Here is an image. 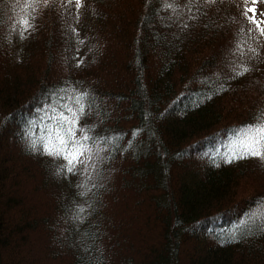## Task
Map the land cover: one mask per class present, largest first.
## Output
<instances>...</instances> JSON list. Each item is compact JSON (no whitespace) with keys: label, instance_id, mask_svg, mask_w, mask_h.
Returning a JSON list of instances; mask_svg holds the SVG:
<instances>
[{"label":"trees","instance_id":"obj_1","mask_svg":"<svg viewBox=\"0 0 264 264\" xmlns=\"http://www.w3.org/2000/svg\"><path fill=\"white\" fill-rule=\"evenodd\" d=\"M255 7L261 18L264 0ZM243 10L0 0V264H264V222L249 219L264 205V161L213 160L264 113V36H248ZM80 94L78 127L104 139L86 168L58 174L66 162L26 130L39 140L48 105L75 108Z\"/></svg>","mask_w":264,"mask_h":264},{"label":"snow or ice","instance_id":"obj_2","mask_svg":"<svg viewBox=\"0 0 264 264\" xmlns=\"http://www.w3.org/2000/svg\"><path fill=\"white\" fill-rule=\"evenodd\" d=\"M40 0H16L17 6L23 4L25 8H31ZM45 4L48 0H43ZM71 3V0H68ZM258 0H251L252 7L248 6L249 0H244V10L242 15L248 21L252 27L247 29V34L251 37L252 33H258L260 36H264V13H259L257 15L256 3ZM77 6H80V0H77ZM171 6V5H167ZM249 13H252L249 16ZM20 25L23 26L26 31L31 27L28 19H22L18 21ZM241 32L244 29L241 28ZM241 43L237 44V48H241ZM250 51H255V49H250ZM249 71L247 67L242 70L234 69L235 75L240 76L245 72ZM67 89L56 90V95L59 93L66 92ZM51 95V94H50ZM86 94H80L74 97L75 104L77 107L73 108L68 104L52 105L49 104L47 110H45V115L41 117V120H47L49 123L44 126V135H42L39 140L33 139L31 131L26 130V135L31 140V145L33 148L36 147L37 143H42L44 146L45 154L62 158L66 163L57 169V173L67 171V173H75L77 165H84L86 160H91L92 146L97 143L99 139L104 138H94L87 134L89 129L83 127H78L80 119L85 114L84 108V98ZM59 100H63V96H58ZM67 113H70L68 115ZM30 128L35 127V121L29 122ZM82 133V135H77V133ZM115 139V138H112ZM89 141L92 145H89ZM249 157L259 158L264 161V113L256 118L255 123L245 124L234 130L232 137L228 140L226 146H224L223 151H217L213 160H222L225 163H232L239 159H247ZM83 211V209H81ZM250 220L259 219L264 222V205L260 207L258 212L252 213L249 218ZM245 224L247 223L244 222ZM264 227V223H262ZM231 238H235L233 235Z\"/></svg>","mask_w":264,"mask_h":264},{"label":"rangeland","instance_id":"obj_3","mask_svg":"<svg viewBox=\"0 0 264 264\" xmlns=\"http://www.w3.org/2000/svg\"><path fill=\"white\" fill-rule=\"evenodd\" d=\"M16 71V70H15ZM18 76V75H17ZM22 80H23V78H22ZM6 145V144H5ZM8 148H10V144L9 143H7V145H6ZM12 147H13V145H12ZM4 149H6V147L4 146V144L2 143L1 145H0V157H2V156H4L9 150H4ZM205 156H209V155H207V154H204ZM199 170H200V168H198ZM174 176V175H173ZM174 178H176V176H174ZM156 181V180H155ZM151 197V195H148V194H146L144 197H142L144 200H135V199H131L129 202H128V207L129 208H131L133 205H135V204H144L145 203V201H147V199L148 198H150ZM149 216H150V218H149ZM152 218H151V215H145V222L146 221H148V220H151ZM212 225V224H211ZM188 236V235H187ZM193 236H196V235H193ZM197 241L198 242H202L203 243V245H204V247L205 248H208V246L209 245H211V243H209L208 241H205V240H200L199 238L197 239ZM184 260H185V263L184 264H187V260L185 259V258H183Z\"/></svg>","mask_w":264,"mask_h":264},{"label":"bare ground","instance_id":"obj_4","mask_svg":"<svg viewBox=\"0 0 264 264\" xmlns=\"http://www.w3.org/2000/svg\"><path fill=\"white\" fill-rule=\"evenodd\" d=\"M169 21V20H168ZM168 21H166V22H168ZM167 24V23H166ZM168 25V24H167Z\"/></svg>","mask_w":264,"mask_h":264}]
</instances>
